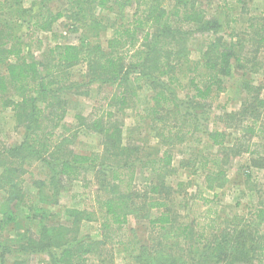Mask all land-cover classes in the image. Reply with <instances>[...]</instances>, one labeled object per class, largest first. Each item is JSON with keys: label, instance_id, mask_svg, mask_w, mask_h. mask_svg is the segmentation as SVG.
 <instances>
[{"label": "trees", "instance_id": "16d2710c", "mask_svg": "<svg viewBox=\"0 0 264 264\" xmlns=\"http://www.w3.org/2000/svg\"><path fill=\"white\" fill-rule=\"evenodd\" d=\"M24 1L0 0V108L13 112L21 131L14 144L0 141V264H29L32 255L46 256L40 264H83L100 252L97 235L82 234L92 213L61 204L67 182L86 179L89 173L98 180L95 203L103 240H112L114 229L121 232L130 215L141 212L176 240L168 245L158 241L154 257L141 246L136 264H264V235L251 226L264 221V202L241 227L230 224L220 236L211 235L210 227L200 228L195 235L192 225L177 224L172 202L188 183L172 184L166 178L176 168L172 148L193 141L198 144L191 150L194 158H183L179 166L190 175H203L202 190L223 185L228 164L242 153L251 156L254 167L264 166L259 145L247 140L264 135V84L256 77L264 70V11L246 21L233 15L224 22L216 15L205 18L206 10L194 1L186 7L187 0H67L66 9L53 14L48 0H38V11L28 20ZM241 3L227 5L235 11ZM102 10L114 13L107 17L109 23L104 24ZM66 15L82 24L78 43L57 41L39 59L32 49L36 32L31 31L29 40L21 33L25 23L46 31ZM109 30L104 44L103 33ZM195 33L206 38L193 58L190 38ZM82 61L87 63L82 82L72 81L70 69ZM229 78L243 95L240 108L210 129L201 123L198 110L229 89ZM93 84L116 87L108 97L110 108L116 104L122 109L144 90L150 92L146 109L135 116L141 124L151 120L146 129L149 140H158L153 146L157 156L143 159L145 148L132 144L135 130L124 142L121 126L105 121L114 117L112 111L92 121L105 140L101 152L62 146L73 135L64 129L71 100L63 94H81L82 87ZM187 87L192 94L180 99L178 89ZM76 117L87 123L85 116ZM235 120L246 134L231 141L225 128ZM143 169H151L152 177L142 186L137 181ZM154 209L162 211L151 217Z\"/></svg>", "mask_w": 264, "mask_h": 264}, {"label": "rangeland", "instance_id": "374dc122", "mask_svg": "<svg viewBox=\"0 0 264 264\" xmlns=\"http://www.w3.org/2000/svg\"><path fill=\"white\" fill-rule=\"evenodd\" d=\"M48 1L49 10H51L50 12L53 14L59 10L66 9L67 0ZM187 1L186 7H189L190 1H194L195 4L198 5L197 7L206 10L205 18L214 17L216 15L215 17H220L224 22H227L233 15H240V20L246 21L250 15H256L262 10L264 11V0H242V3L239 4V8L235 9V11L230 10V6L227 4L237 0ZM38 2V0L24 1V6L30 10L28 20H31L36 13L38 9L36 4ZM126 10L130 9L127 8ZM101 13L102 16H105V20L103 21L104 24L110 22L107 18L108 16L114 15V13H109L105 10H102ZM66 16V18H61L56 21L52 27L46 31L35 29L31 25L25 23L21 33L26 34L25 38L29 40L31 31L36 32L34 35L35 41L32 43V49L34 53L38 55L39 59L42 56L41 53L48 49L50 45L53 46L57 41L78 43L83 33V30H80L82 24L70 16ZM127 17L126 11L123 18L127 19ZM72 25L78 26V31H74ZM185 27L188 28L189 26L185 25ZM227 30L229 29L227 28ZM110 36V30L103 33L102 41L104 44L107 37ZM205 38V35L199 33H195L191 36L190 43L192 49H194V51H192L193 58L197 57V52L204 47H201V45ZM39 40L41 43H39ZM260 60L264 65V57L262 55H260ZM86 68L87 63L85 61L72 67L70 69L72 81L82 82L81 75ZM256 77L258 81L264 84V70ZM228 84L229 89H227L226 92L213 98L210 102L211 104L204 109L198 110L203 120H201V123L208 124L210 129H212L213 123L216 120H228L226 113L236 112L240 108L243 95L238 92L237 85L233 83V79L229 78ZM115 90L117 89L113 86L93 84L91 86L82 87L80 89L81 94H68L64 92L63 97L67 100H71L69 108H67L66 119L64 120L68 125H66L64 129L67 132L71 131L72 133H70L73 135L71 139H68L62 146L69 143V146L80 152L91 153L93 150H99L101 152L105 147V140H102L104 139L103 136L99 134V131L93 128L92 121L112 111L115 113L114 117L110 119L105 118V121H108V123L110 121H115L117 122V126H121L124 142L128 139L130 129H132V131L135 130L134 138L136 139L132 141V144L140 145L145 148L141 154L143 159L149 157L148 154H153L155 152L153 146L158 140L155 136L153 137L155 140H149V131L146 129L147 124L150 123L151 120H145L141 124V122H138L139 119L135 116L136 112L146 109L147 106L144 100H146V96L150 92L144 90L141 96L132 98L129 105L120 109L116 104L113 105L112 108L108 105L109 98L112 97L111 95ZM85 91H88V93H85ZM76 92L77 90L73 91V93ZM187 92H191L192 94V89L190 87L184 90L178 89L179 98H185ZM79 114L87 118V123H83L76 117V115ZM237 123L239 122L235 120L232 125H228L225 128V131L230 133L229 140L231 141H233L236 136L240 137L246 134V130L241 128L242 126L237 125ZM242 123L245 124L246 122L244 121ZM141 128L142 133L140 134ZM201 133L203 132L199 131L197 135L200 136ZM174 134L175 131H173L172 135ZM20 139L21 131L17 129V123L13 116V112L10 109L2 110L0 108V141L6 144H14ZM247 140H251L253 143L259 145L260 149L255 146H253L252 149L261 150L264 156V135H262V137L259 135L247 138ZM259 143H262V145ZM197 145V142L193 141L191 144L187 142L172 148L175 152L174 164L176 168L174 173L170 176L168 174L166 178H168L172 184H177L179 181L188 183V185L181 190L180 195L174 193L172 197V202L174 201L173 203L175 205L174 211L177 215V224L188 223L192 225L195 227V231H193L195 235L200 233V228L210 227L209 231L211 235L215 233L220 236L223 228L228 227L230 224L240 225V227L246 224V220L249 219L248 216L252 215V212H255L256 206L264 202V166L254 167L251 165V156L247 153H242L234 157L228 164L227 174L223 179V185L212 190H202L199 186L204 183L203 175H200V173L190 175L187 170L179 166L183 158H194L195 154H192L191 150H195ZM160 147L162 150L166 148V146ZM212 150L213 149L208 148L207 152L211 153ZM154 154H156V156L158 155L157 153ZM143 170V172L140 170L141 173L137 181L138 185H145V180L148 177H152L151 169ZM246 173H249V176L246 175ZM97 181L96 173H89L86 179L67 182V191L61 197L62 205H77L92 213L91 218L83 227L82 234L97 235V239L101 240V245L97 250L100 252L88 256V260L83 264H136L137 261L134 259L136 254L141 250V246L143 247L145 245L146 251L152 253L151 255L154 257L156 256L155 252L157 250V245L155 244L158 241H163L165 245L176 241L170 236L165 235L163 230L159 228V225L152 226L148 217L144 214L142 215V212L139 213V216L132 213L129 218V223L124 226L121 232L114 229L113 232L116 234L113 236L112 240L108 238L103 240L102 235L104 231L99 224V216L95 203L99 187L96 184ZM204 198L208 200L205 201ZM158 211V209L152 210L150 213L151 217L159 215L162 210ZM95 217H97V219ZM242 219H244V222H242ZM251 226L259 235H264V221L255 222ZM194 239L195 238H192V242ZM133 247L136 249V253L132 250ZM44 259H46L45 255H32L29 259V264H40ZM100 260H104V262Z\"/></svg>", "mask_w": 264, "mask_h": 264}]
</instances>
